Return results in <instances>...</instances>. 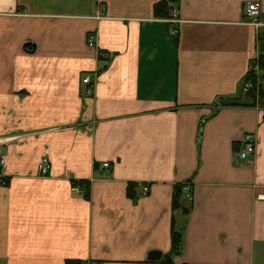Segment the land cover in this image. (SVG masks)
Returning <instances> with one entry per match:
<instances>
[{
	"label": "crops",
	"instance_id": "0c3cea01",
	"mask_svg": "<svg viewBox=\"0 0 264 264\" xmlns=\"http://www.w3.org/2000/svg\"><path fill=\"white\" fill-rule=\"evenodd\" d=\"M247 2L264 25V0H0V264H162L174 231L170 264H264V107L240 92L258 55ZM179 186L191 200L174 208Z\"/></svg>",
	"mask_w": 264,
	"mask_h": 264
},
{
	"label": "built area",
	"instance_id": "2783aa9c",
	"mask_svg": "<svg viewBox=\"0 0 264 264\" xmlns=\"http://www.w3.org/2000/svg\"><path fill=\"white\" fill-rule=\"evenodd\" d=\"M242 18L244 24L253 27L258 33L261 29H264V25L261 21V4L259 2H247L244 4L242 9ZM168 25L169 30L168 33L171 37H175L177 35L178 25L180 24V20L178 18V12L175 8H169L166 12V17L163 19ZM88 44L90 46H94V38L88 36ZM257 72V67H256ZM81 84L86 87L82 96L84 98H90L93 95V90L91 88L90 80L88 76H84L81 80ZM249 89H251V83L246 82L242 86V92L245 93ZM242 147L238 156L241 161L249 162L250 158L254 155L255 145L252 140V137L248 134H245L242 138ZM3 167L4 160L0 154V187L6 186V178L3 175ZM101 169H109V164L100 165ZM50 162L46 154L41 156L39 165H38V174L41 177H46L49 173ZM146 191V190H144ZM183 191L185 192V198L191 200L190 188L188 186L183 187Z\"/></svg>",
	"mask_w": 264,
	"mask_h": 264
},
{
	"label": "trees",
	"instance_id": "16d2710c",
	"mask_svg": "<svg viewBox=\"0 0 264 264\" xmlns=\"http://www.w3.org/2000/svg\"><path fill=\"white\" fill-rule=\"evenodd\" d=\"M165 5L160 4L156 7L157 14L164 15ZM257 44H258V55L256 58L252 59L249 64L248 74L246 75L243 84L246 82L251 83V89L247 92H242L241 87V94L245 95L246 97L250 98L252 103L257 101L261 106L264 107V29H261L257 33ZM106 57L101 50H98V61L104 62ZM257 67V72H256ZM242 84V86H243ZM238 98L231 99V100H223L222 106H236ZM183 195V186H179L175 189V194L173 197V206L174 208H179V201L181 196ZM181 246V235L178 232H172L171 235V255H177L180 251ZM168 255L162 264H170L171 259ZM71 264V263H70Z\"/></svg>",
	"mask_w": 264,
	"mask_h": 264
},
{
	"label": "water",
	"instance_id": "95a60500",
	"mask_svg": "<svg viewBox=\"0 0 264 264\" xmlns=\"http://www.w3.org/2000/svg\"><path fill=\"white\" fill-rule=\"evenodd\" d=\"M147 259L148 261H151V262H157L161 259V254L159 252H151L148 254Z\"/></svg>",
	"mask_w": 264,
	"mask_h": 264
}]
</instances>
